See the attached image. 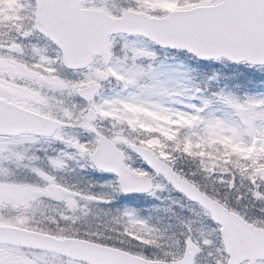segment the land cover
Here are the masks:
<instances>
[{
    "label": "snow or ice",
    "instance_id": "obj_1",
    "mask_svg": "<svg viewBox=\"0 0 264 264\" xmlns=\"http://www.w3.org/2000/svg\"><path fill=\"white\" fill-rule=\"evenodd\" d=\"M257 79L264 0H0V264H264Z\"/></svg>",
    "mask_w": 264,
    "mask_h": 264
}]
</instances>
